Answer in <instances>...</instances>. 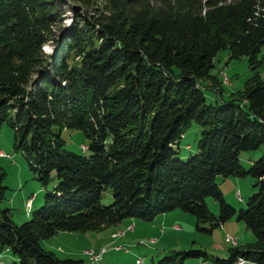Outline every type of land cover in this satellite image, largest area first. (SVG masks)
Masks as SVG:
<instances>
[{
    "label": "trees",
    "instance_id": "trees-1",
    "mask_svg": "<svg viewBox=\"0 0 264 264\" xmlns=\"http://www.w3.org/2000/svg\"><path fill=\"white\" fill-rule=\"evenodd\" d=\"M65 1L0 0V131H12L13 150L41 188L52 173L57 179L21 225L0 207V251L13 264H83L41 242L181 210L196 216L200 233L237 218L256 237L216 263L264 264V155L248 169L240 159L264 146V0H70L81 6L71 7L78 20L62 30L57 55L46 56ZM222 50L249 58L251 76L236 98L209 105L203 81L222 94L213 73ZM194 121L202 137L184 161L180 140ZM62 130L82 132L89 155L66 151ZM5 176L0 167V205ZM218 177L255 179L246 208L227 203ZM107 188L112 203L103 206ZM171 252L156 264L211 259L200 249Z\"/></svg>",
    "mask_w": 264,
    "mask_h": 264
},
{
    "label": "rangeland",
    "instance_id": "rangeland-1",
    "mask_svg": "<svg viewBox=\"0 0 264 264\" xmlns=\"http://www.w3.org/2000/svg\"><path fill=\"white\" fill-rule=\"evenodd\" d=\"M71 7L80 8L79 4H74L70 0H66L65 4H61V17L58 26L54 28L55 42H49L42 48V52L46 56L57 55L59 52V46L57 41H61L60 37L62 30L69 29L77 19L76 11ZM61 31H59V30ZM264 52V49H263ZM249 58L235 59L232 60L229 55L228 50H222L215 61L214 75L220 78V81L224 83L223 92L219 94L213 88H208L210 82L203 81L205 88L204 93L207 96V102L209 105L223 104L225 101L236 98V93L244 90L246 83L249 81L251 76V69L248 63ZM260 76L264 78V64L260 70ZM246 99H243L241 105L244 106ZM201 124L193 122L185 133V136L180 140V148L182 152L180 156L187 161L189 156L198 152L199 139H201ZM55 133H58V128H56ZM61 139L65 142L64 149L71 153L88 156L89 152L84 151L83 146L88 145L87 138L82 132L78 130H62L60 132ZM190 146L191 149L188 147ZM0 150L4 152L5 155L9 157H0V167L5 172L4 186L6 187V192L4 195V200L0 207L2 209H9L11 212V220L16 225H21L26 221L30 220L31 213L43 205V198L46 193L51 191L57 183L55 173L50 176V181L46 188H41L35 179V175L29 170L27 161L23 155L19 152L13 150V133L8 126L3 125L0 131ZM1 153V151H0ZM264 155V146L258 150H253L252 152L245 151L240 155L242 164L245 168L251 167V160L261 159ZM226 180L222 177H218L217 182L223 189L224 197L227 203L233 206L237 211H241L242 208H246V202L240 203L238 194L242 192L241 196L244 198L246 194L248 197L255 192L254 184L255 179L250 177L241 179L240 183L237 184L234 178H227ZM39 194V195H38ZM33 197V201L30 203V199ZM208 202V207L211 212L215 215H219V202L211 197L206 198ZM112 203V191L107 188L101 196V204L103 206H108ZM176 214V215H175ZM173 216H176L177 220L183 224L186 230L182 231L179 236L183 240L181 245H177V233L171 229H168V234L166 237L160 236L159 231L162 226L156 223H146L136 219H126L116 226L104 229L101 233H58L54 237L41 242L43 249L51 251L58 259H82L90 264L88 257L85 252L94 251L99 252L100 250L107 251L112 248H127L128 251L123 249L121 252H116L115 254L105 255L102 262L96 264H136L137 259L142 260L143 264H151V259L154 258V264L157 263L163 256L161 255L157 258L156 254L161 252V250L167 253L171 251L178 252L179 250H191L200 249L202 251H207L211 256L209 262L203 261L199 257L191 258L187 260V264L191 261H200V264H220L215 262L214 259L223 258L226 260L230 259L232 254V246L226 244V235H231L237 237L239 242L241 240L238 235L234 234L239 232L240 226L244 227L245 231L252 236L251 231L247 229L245 223H239L237 218L229 220L226 225L228 229L224 230L223 226L216 228L213 233H200L197 229V219L193 214H184L181 210H176ZM172 215L170 216L172 218ZM169 218V217H168ZM133 225L127 228V225ZM121 231L116 235H112L115 230ZM165 232L166 228H163ZM158 233H157V232ZM125 233V234H124ZM226 234V235H225ZM254 238V236H252ZM174 240H173V239ZM171 239V244H170ZM158 240V241H157ZM159 240H161L159 242ZM185 241V242H184ZM196 244H193L194 242ZM158 242V243H157ZM175 244V246L173 245ZM187 245L188 247H185ZM193 245L191 248L190 246ZM114 246V247H110ZM174 246V247H173ZM174 248V249H172ZM115 251V250H114ZM2 253V261L4 264H13L16 261L15 256L12 253ZM135 252L139 254L136 256ZM163 254V253H162ZM222 254V255H221ZM113 256V260L110 263L109 258ZM157 258V259H156ZM246 259V258H245ZM109 260V262H108ZM1 261V262H2ZM232 264H238L236 260ZM248 264H254L249 262Z\"/></svg>",
    "mask_w": 264,
    "mask_h": 264
},
{
    "label": "crops",
    "instance_id": "crops-1",
    "mask_svg": "<svg viewBox=\"0 0 264 264\" xmlns=\"http://www.w3.org/2000/svg\"><path fill=\"white\" fill-rule=\"evenodd\" d=\"M1 152H3L2 150H0ZM4 153V152H3ZM253 160H255V158H252V160H251V162H253ZM230 178H234L235 180H236V182H237V184H241L242 186H244V184H242V183H240L241 181V178L240 179H237V177H230ZM229 179V178H228ZM227 181V180H226ZM226 181L224 182V184L226 183ZM254 186V185H253ZM241 194H242V192L240 191V193L238 194V198L240 199L239 201H240V203H244V202H246V201H248L249 200V197L247 196L248 194H246V197L247 198H244V197H242L241 196ZM39 195V194H38ZM184 214H187V212H184V211H182ZM170 213V216L173 214H175L176 213V211L175 212H169ZM169 213L168 214H164V215H159V216H157L153 221H154V223H156L157 225H159L160 224V226H162L161 228H160V231H159V234H160V236H162V238H161V240L163 239V237H166V235L168 234V229L170 230V226H171V229L172 230H174L175 232L174 233H177V239L176 240H174L173 238V240H174V242H176L177 240H178V243H177V245H181L182 243H183V240L181 239V237L179 236V233H180V235L182 234V231L184 232V230H186L185 229V227L183 226V224H181V222H179L178 220H177V218H176V216H173L172 215V218L170 217V218H168L169 217ZM176 215V214H175ZM151 223H153V222H151ZM122 224V223H121ZM120 224V225H121ZM130 226H132L133 227V225H127V228L128 227H130ZM163 228H166L167 229V231L165 232L164 230H162ZM223 228H224V230H226V229H228V226L225 224V225H223ZM244 227L242 226H240V229H239V232L237 231V232H235L234 234H236V235H238V237H240L241 238V240H240V242H238V247L239 248H242V247H244L245 245H247V244H249V243H254L255 241H256V237L254 236V238L248 233V231H245L244 229H243ZM119 232H121V231H118L117 229L114 231V232H112V235H116V234H118ZM157 232V231H156ZM99 233V232H98ZM101 233V232H100ZM121 233H123V232H121ZM158 233V232H157ZM120 234V233H119ZM125 234V233H124ZM226 235V234H225ZM161 240H159V242L161 241ZM239 240V239H238ZM158 241V240H157ZM185 242V241H184ZM158 243V242H157ZM197 242L195 241L193 244H196ZM174 246H175V244H173ZM173 246V247H174ZM193 245H191L190 246V248L192 247ZM110 247H114V246H110ZM185 247H188L187 245H185ZM123 249H126L127 251H128V249L127 248H123ZM172 249H174V248H172ZM175 250V249H174ZM116 252H121V251H114V250H112V248H110L108 251H107V253H105L104 255H103V257H102V259L104 258V256L105 255H108V254H115ZM163 253V254H162ZM169 253V252H168ZM166 251H164V250H161V252H158V254H156V256H157V258L159 257V256H161V255H166V254H168ZM135 254H136V256H138L139 257V254H138V252L136 253L135 252ZM222 255V254H221ZM113 256H111V258H109V260H110V263H111V261L113 260V258H112ZM156 258V259H157ZM2 259V254H1V258H0V264H4V262L1 260ZM67 259V258H66ZM70 259H72V258H70ZM102 259H101V262H102ZM74 260H79V261H82L83 262V264H87V262L86 261H84V260H82V259H74ZM109 260H108V262H109ZM138 260V259H137ZM2 261V262H1ZM152 263H154V258H152L151 259V264ZM142 264H143V261H142ZM189 264H200V261H191V263H189ZM248 264V263H247Z\"/></svg>",
    "mask_w": 264,
    "mask_h": 264
},
{
    "label": "built area",
    "instance_id": "built-area-1",
    "mask_svg": "<svg viewBox=\"0 0 264 264\" xmlns=\"http://www.w3.org/2000/svg\"><path fill=\"white\" fill-rule=\"evenodd\" d=\"M0 157H9V156L8 155H5L3 152H1L0 153ZM32 201H33V197L30 199V203ZM225 237H226V244L228 246H232V247H237L238 246L239 240H238L237 237L231 236L230 234L229 235H226ZM113 250H115V251H122L123 249L116 247ZM4 252L7 253L8 250L6 249ZM105 253H106V250H100L99 252H94V251L85 252L86 256L89 259L90 264L99 263ZM0 258H1V254H0ZM236 262L238 264H247L248 263V260L245 259L244 257L243 258H239L238 257L237 260H236ZM136 264H142V260H137L136 261Z\"/></svg>",
    "mask_w": 264,
    "mask_h": 264
}]
</instances>
